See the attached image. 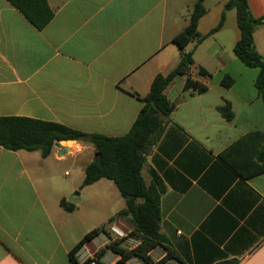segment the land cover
I'll use <instances>...</instances> for the list:
<instances>
[{"label":"crops","instance_id":"crops-1","mask_svg":"<svg viewBox=\"0 0 264 264\" xmlns=\"http://www.w3.org/2000/svg\"><path fill=\"white\" fill-rule=\"evenodd\" d=\"M46 1L53 16L37 29L0 0V116L123 136L153 78L190 51V78L206 89L184 88L186 76L165 88L174 108L141 168L146 184L153 170L164 186L159 231L179 264H264V171L255 170L264 110L254 86L258 68L245 66L233 52L240 37L236 10L226 9L222 25L207 34L226 0H204L198 36L180 49L172 39L188 24L194 0ZM247 3L253 17L264 15V0ZM253 44L264 56V24L255 28ZM224 76L232 78L228 87L220 83ZM225 103L230 120L218 109ZM72 142L77 149L60 154L54 144L45 157L39 150L0 146V264H72L69 251L105 219L126 232L120 246L133 248L127 245L130 215H117L125 207L118 188L107 178L81 186L95 152L90 144ZM83 188L95 190L89 199L106 207L98 220L77 213ZM60 199L74 208L65 210ZM112 240L99 232L76 252L77 261L92 259ZM165 254L161 246L150 251L154 261ZM119 259L106 251L100 261ZM127 264L144 263L132 257Z\"/></svg>","mask_w":264,"mask_h":264},{"label":"trees","instance_id":"trees-1","mask_svg":"<svg viewBox=\"0 0 264 264\" xmlns=\"http://www.w3.org/2000/svg\"><path fill=\"white\" fill-rule=\"evenodd\" d=\"M17 8L23 16L37 29L44 27L52 18L53 11L46 0H7ZM204 0H194L189 14L188 24L177 32L172 41L183 49L191 40L198 36L197 25L201 16L206 12ZM236 10V22L240 37L233 46L236 57L248 67L258 68V75L254 86L261 98L264 110V56L260 55L253 44V32L258 25L264 24V15L253 17L248 8L247 0H226L224 8L215 27L207 34L217 30L223 23L225 10ZM192 53L182 52L178 64L167 74H157L150 85L149 92L140 98L142 107L137 114L129 131L120 137H109L97 133H87L65 126L63 124L34 119L25 116H0V146L9 150L24 149L27 151L39 150L43 157L47 156L53 145L60 140H77L90 144L96 156L86 165L85 176L81 186L95 182L100 178L112 180L125 201V207L117 215H130L132 230L130 236L138 238L140 242L131 249L120 246L122 239L109 241L94 253L92 259L96 264H104L100 258L106 251H111L120 256L117 264H127L135 257L144 264H164L169 259L179 260L170 247L167 238L159 231L160 208L159 200L164 186L151 170V182L146 184L141 168L145 162V154L159 140L164 130V117L173 110L174 104L164 94L165 88L176 76H186L184 88H193L203 92L206 87L190 78L193 67ZM200 75L208 72L198 67ZM221 85L228 87L232 78L224 76ZM221 115L230 120L232 111L229 103L220 106ZM260 144L255 152L257 172L264 171V133H258ZM227 162L239 174L242 173L237 165L227 159ZM60 206L71 211L72 203L60 199ZM111 221V220H110ZM99 232H105L104 227L94 229L85 234L69 251L68 255L72 264H80L75 254L81 246ZM161 246L166 250L165 256L154 261L150 251Z\"/></svg>","mask_w":264,"mask_h":264},{"label":"rangeland","instance_id":"rangeland-1","mask_svg":"<svg viewBox=\"0 0 264 264\" xmlns=\"http://www.w3.org/2000/svg\"><path fill=\"white\" fill-rule=\"evenodd\" d=\"M83 189H84L83 190L84 192H83V198L81 202V208L79 211H77V213H80L86 216L88 221L90 218L95 219V217H97V220H98V218H100V215H102L105 212L106 207L104 205L97 204V202H94L92 199H89L91 196H94V194H96L95 190L89 191L90 188H83ZM97 220H95V222H97ZM109 223L110 222L108 221V219H105L104 221L100 223V225H97V226H102L106 228L107 224ZM129 245H132V244L129 243Z\"/></svg>","mask_w":264,"mask_h":264},{"label":"built area","instance_id":"built-area-1","mask_svg":"<svg viewBox=\"0 0 264 264\" xmlns=\"http://www.w3.org/2000/svg\"><path fill=\"white\" fill-rule=\"evenodd\" d=\"M105 230H106V232L111 234V236L113 237L114 240L115 239H122V238H125L127 236L126 232L123 229L119 228L117 225L112 224V223L107 224ZM127 241H128L127 245L130 247H132V246L134 247L135 245H137L140 242V240L138 238H135L132 236L130 238H128ZM129 243H131L132 245H129ZM90 264H96V262L94 260H92L90 262ZM164 264H179V263L175 259H169Z\"/></svg>","mask_w":264,"mask_h":264},{"label":"water","instance_id":"water-1","mask_svg":"<svg viewBox=\"0 0 264 264\" xmlns=\"http://www.w3.org/2000/svg\"><path fill=\"white\" fill-rule=\"evenodd\" d=\"M70 141L72 140H60L55 143V146L60 150V154H64L67 150H69L67 143ZM94 156H96V153Z\"/></svg>","mask_w":264,"mask_h":264},{"label":"bare ground","instance_id":"bare-ground-1","mask_svg":"<svg viewBox=\"0 0 264 264\" xmlns=\"http://www.w3.org/2000/svg\"><path fill=\"white\" fill-rule=\"evenodd\" d=\"M67 146L70 147V148H78V146H76L72 141L68 142L67 143Z\"/></svg>","mask_w":264,"mask_h":264}]
</instances>
